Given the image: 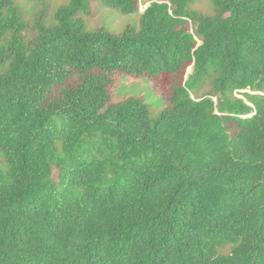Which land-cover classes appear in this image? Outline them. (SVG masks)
I'll use <instances>...</instances> for the list:
<instances>
[{"label":"trees","instance_id":"16d2710c","mask_svg":"<svg viewBox=\"0 0 264 264\" xmlns=\"http://www.w3.org/2000/svg\"><path fill=\"white\" fill-rule=\"evenodd\" d=\"M91 1L46 27L0 0V264H264V0L153 3L121 35ZM118 72L171 75V107L112 103Z\"/></svg>","mask_w":264,"mask_h":264},{"label":"rangeland","instance_id":"374dc122","mask_svg":"<svg viewBox=\"0 0 264 264\" xmlns=\"http://www.w3.org/2000/svg\"><path fill=\"white\" fill-rule=\"evenodd\" d=\"M171 0H138V11L134 14L125 15L121 11L112 9L103 4L102 1L95 0L88 4V8L82 13L85 21V28L88 32L107 30L114 35H121L128 27L140 28V19L146 9L153 3H170ZM70 0H15L16 6L22 12L25 20L34 26L36 19L44 13L43 24L46 27L56 26L55 13L62 5H66ZM191 10L198 12L202 16L213 17L216 10L211 0H199L191 7ZM189 30L195 35L198 44L202 43L197 35V25L189 23ZM28 38H33L32 32H27ZM193 67H188L178 76V80L184 82L192 73ZM113 84L110 89L112 103L117 104L130 97L142 99L152 109L153 116L171 107L170 90L172 88V76L161 74L153 79L147 74L139 77L118 72L112 77ZM238 98H242L236 95ZM195 100L213 99L219 103V97L214 96L210 82H206L198 95H194ZM230 248L222 250L221 253H229Z\"/></svg>","mask_w":264,"mask_h":264}]
</instances>
